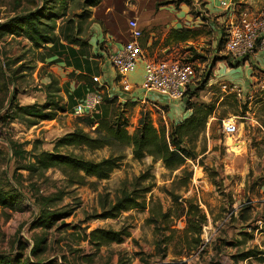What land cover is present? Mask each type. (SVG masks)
Segmentation results:
<instances>
[{
  "label": "rangeland",
  "instance_id": "374dc122",
  "mask_svg": "<svg viewBox=\"0 0 264 264\" xmlns=\"http://www.w3.org/2000/svg\"><path fill=\"white\" fill-rule=\"evenodd\" d=\"M239 1L232 0L239 8L248 7ZM23 2L18 10L24 6ZM13 4V0H0V23L11 13ZM75 6L70 5L66 18L57 21V26L68 19L80 21L77 16L80 11ZM222 10L220 0H101L100 5L92 9L91 18L82 22L83 40L99 27L103 32L109 31L115 40L125 43L129 39L127 21L136 19L142 30L139 43L150 58L172 56L194 66L197 77L190 87L196 91L191 102L213 107L205 128L185 140L196 157L187 159L182 167L171 171L160 161L153 163L149 156L134 160L131 149L124 148L125 159L109 179L89 178L88 184L82 187L66 188L64 178L56 170L47 171L43 178H29L26 171H18L15 175L23 176V197L17 201L15 210L0 208V253L29 257L33 237L42 233L39 228L31 229L38 212L33 196H49L61 191L65 195L50 205V209L59 213L70 211L71 214L47 231V247L41 255L29 257L33 263L264 264L255 259H236L237 254L245 250L264 252V109L260 103H264V71L249 61L252 55L240 63V68L230 65L236 60L224 52L219 38L226 34L231 15L226 11L220 14ZM226 13L230 16L224 19ZM218 18H222L221 23ZM176 28L188 30L191 37L185 42L173 41L170 35ZM47 54L43 49H32L21 38H0V64L3 65L2 73L0 70V138L7 134L24 144L27 151L36 140L41 142L38 149L52 151L54 142L78 128L80 123L76 117L67 116L41 121L31 127L18 121L8 126L1 122L12 83L19 92L17 101L21 105L44 101L49 74L62 84L58 72L64 69L56 64L41 63ZM141 68L138 64L134 75L127 78L134 93L119 89L122 94L143 96L144 92L138 88L143 75ZM113 74L116 73L113 71ZM5 77L12 78L13 82L7 85ZM64 78L76 80L73 76ZM205 79L206 83L203 82ZM233 87L240 91V97L230 90ZM106 91L102 90V96L107 95ZM231 94H235L236 101L229 97ZM147 98L162 106L157 110L138 101L126 107L129 134L137 128L144 113L149 114L155 128L164 126L166 130L171 123L189 115L182 100L173 101L170 106L157 94L148 93ZM133 99L123 98L118 102ZM229 120L237 129L234 137L222 132V123ZM79 127L89 133L93 131L82 123ZM237 144L242 145L243 150L234 153L232 148ZM68 150L93 161L116 153L110 148ZM15 168L8 145L0 139V188L4 191H9L8 183L15 185L12 179ZM142 175L145 179L137 181ZM150 184H153L151 191L143 195L147 203L144 210L121 212L109 219L93 217L108 210L122 190L141 192ZM189 203L197 206L206 217L198 244H192L190 240L194 236L185 233V211ZM163 214H166L165 218ZM149 218L155 222L149 223ZM191 220L197 221V218ZM97 228L113 231L126 228L130 237L121 244L110 243L96 248L85 236Z\"/></svg>",
  "mask_w": 264,
  "mask_h": 264
},
{
  "label": "trees",
  "instance_id": "16d2710c",
  "mask_svg": "<svg viewBox=\"0 0 264 264\" xmlns=\"http://www.w3.org/2000/svg\"><path fill=\"white\" fill-rule=\"evenodd\" d=\"M13 9L9 15L4 17L0 23V38L12 37L26 40L34 50L45 49L49 45L57 46L59 39L62 38L67 45L78 46L83 48L86 41L81 38L82 22L89 20L92 16V9L97 8L101 0H23L24 6H21L22 0H13ZM71 4L79 8V22L68 19L61 25L57 26V21L66 18L68 9ZM192 33L183 28L173 29L170 38L176 42H185L191 37ZM224 36L219 39V45L223 43ZM54 48L50 49L53 50ZM248 58L230 63L232 67H239L240 63ZM214 65V62L212 63ZM3 65L0 64L2 73ZM7 85L11 84L12 78H6ZM203 81L204 83H206ZM92 82V80H91ZM13 89L7 98V108L2 123L18 121L21 124L31 127L41 121L56 120L58 114L67 111L66 106L62 104L59 97L61 87L58 81L49 74L48 83L45 84V99L42 103H33L31 105H21L17 101L18 90L12 83ZM10 86V85H9ZM194 90L190 86L183 93L182 101L184 102L185 112L189 115L182 121L171 123L168 130L164 126L155 128L149 118L148 113H144L138 120L137 128L132 134H129L128 117L126 107L131 106L135 101L129 100L118 102L117 97L105 95L99 108H95L92 113L76 117L78 121L93 129L92 132H86L83 128H75L64 136L58 138L52 151L40 150L38 146L41 142L38 140L32 143L31 150H25L24 144L14 141L10 136L4 134L1 141L6 143L10 150V160L16 163V168L12 179L15 185L7 184L9 191L0 188V208L15 210L18 205L17 201L23 197V186L21 174L15 175L18 171H26L29 178L36 176L43 178L49 170L58 171L64 178L63 182L66 188L82 187L88 184L89 178L97 181L109 179L111 173L119 169L122 161L125 159L124 148H130L134 160L140 161L145 156L152 158V162L160 161L165 169L177 170L182 167L187 159H195L196 154L185 144L189 136H196L200 133L207 123L208 117L212 114L213 107L191 102ZM231 97L236 101L235 94ZM264 109V103L260 102ZM110 106H116L109 108ZM246 105H244L245 108ZM79 123V124H80ZM103 148L115 149L116 153L111 154L99 161L86 159L81 154H76L72 150L79 149L96 151ZM65 149L66 151H61ZM190 173L188 178H190ZM145 176H140L139 180L143 181ZM153 184L147 185L141 192L136 190L128 191L124 189L116 198L109 209L101 214L93 216L94 218L109 219L117 217L121 212H127L133 209L144 210L147 203L144 194L151 191ZM5 188V189H7ZM65 194L61 191L49 196H33V201L37 206L38 212L31 229L39 228L40 235L33 237V245L29 251V257H37L43 253L47 247V231L63 218L69 216L71 212H56L50 209V205L58 202ZM173 197V194H170ZM177 198H174L176 200ZM163 218L166 214L162 215ZM186 227L185 233L191 234L192 244L201 242V226L205 224L206 217L200 213L197 206L189 203L185 211ZM197 218V221H192ZM149 223L155 220L149 218ZM86 239L96 248L102 245L116 243L121 244L125 239L130 237L126 228L120 230L94 229L89 232ZM23 257L22 254L0 253V264H51L43 262H31L30 258ZM237 261L255 259L264 263V252L257 250H245L236 256Z\"/></svg>",
  "mask_w": 264,
  "mask_h": 264
},
{
  "label": "built area",
  "instance_id": "2783aa9c",
  "mask_svg": "<svg viewBox=\"0 0 264 264\" xmlns=\"http://www.w3.org/2000/svg\"><path fill=\"white\" fill-rule=\"evenodd\" d=\"M223 11L231 14V19L224 36V52L233 60L240 61L253 55L257 50L264 49V2L256 12L239 8L232 0L220 1ZM129 39L109 56L113 71L118 76L122 92L132 93L134 88L127 81V77L134 73L138 64L142 67V79L139 90L143 96L135 98L136 102L149 104L159 110L160 103L152 102L147 98L148 93L163 97L168 102L182 100L183 93L196 80V70L191 63L179 60L172 56L161 59L150 58L140 45L142 30L136 19L127 21ZM148 45H146V50ZM92 83L95 89L75 106L73 115L80 117L91 113L102 102L104 85L99 84L96 77ZM238 97L240 91L235 87L230 89ZM222 132L225 136L234 137L237 129L235 123H222Z\"/></svg>",
  "mask_w": 264,
  "mask_h": 264
},
{
  "label": "crops",
  "instance_id": "0c3cea01",
  "mask_svg": "<svg viewBox=\"0 0 264 264\" xmlns=\"http://www.w3.org/2000/svg\"><path fill=\"white\" fill-rule=\"evenodd\" d=\"M263 2L264 0L239 1L240 4H247L248 7L246 9L251 12H256L261 7ZM206 3L207 6L208 2ZM221 13H223V10L220 12V14ZM229 14L226 13L224 19L229 18L231 15ZM220 20H222V18L217 19L219 23H221ZM92 33L93 34H90L89 38L85 40L86 46L83 48L67 45L63 39L60 38L57 46L56 44L51 46L49 45L47 48L43 49L46 54L48 53L41 62L43 65L52 66L56 64V66L59 68L64 69L63 71L58 72V75L61 77L60 79L63 81L62 84L59 85L61 87L59 97L62 104L66 106L67 111L65 113L58 114L57 119L65 116H67V118L75 117L73 115L75 106L82 102L84 98L95 89L96 85L89 81V79H92L93 77L98 78L100 86L104 85V89L107 90V95L111 97H117L121 101L123 98H134L132 101H135V98L138 97H136L134 94L129 96L127 94L124 95L121 93L118 76L113 74V69L109 61V56L116 50H119L124 43L115 40L114 36L111 35L109 31L106 30L103 32L99 27L94 28ZM92 42L93 45H91ZM52 48L54 49L50 50ZM249 61L258 70L264 71V49L257 50L250 57ZM103 71L105 72L104 74H102ZM133 75L134 73L130 74L129 76L132 77ZM65 76H73L76 80H66V78H64ZM169 103L170 104L168 105L170 106L173 104V102ZM79 125L80 124H78V126ZM248 260L252 259H247L245 261ZM251 263L253 262L251 261Z\"/></svg>",
  "mask_w": 264,
  "mask_h": 264
},
{
  "label": "bare ground",
  "instance_id": "6f19581e",
  "mask_svg": "<svg viewBox=\"0 0 264 264\" xmlns=\"http://www.w3.org/2000/svg\"><path fill=\"white\" fill-rule=\"evenodd\" d=\"M232 150L235 152H239L240 150H243V146L240 144H237L235 148L233 147Z\"/></svg>",
  "mask_w": 264,
  "mask_h": 264
}]
</instances>
